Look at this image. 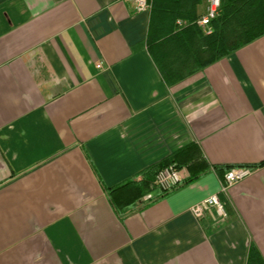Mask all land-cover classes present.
I'll list each match as a JSON object with an SVG mask.
<instances>
[{
    "label": "crops",
    "instance_id": "crops-1",
    "mask_svg": "<svg viewBox=\"0 0 264 264\" xmlns=\"http://www.w3.org/2000/svg\"><path fill=\"white\" fill-rule=\"evenodd\" d=\"M150 10L0 0V264H264V34L168 86ZM189 144L209 170L160 191L146 167ZM225 164L251 173L223 190Z\"/></svg>",
    "mask_w": 264,
    "mask_h": 264
},
{
    "label": "trees",
    "instance_id": "trees-1",
    "mask_svg": "<svg viewBox=\"0 0 264 264\" xmlns=\"http://www.w3.org/2000/svg\"><path fill=\"white\" fill-rule=\"evenodd\" d=\"M199 0H152L149 30L145 40L147 50L168 86L181 81L197 69L225 57L242 45L264 34V0H221L218 16L213 20V31L202 34L193 24L196 4ZM186 23L177 26L176 20ZM193 144L172 152L162 160L149 165L145 171H157L168 164L177 163L182 151ZM264 164V159L254 165ZM230 164L215 165L213 168L225 172ZM209 170L201 161L190 168L187 184ZM131 180L107 188V193L116 206H130L132 197L123 188ZM181 185V186H182ZM167 193V192H166ZM256 255L251 248L249 259Z\"/></svg>",
    "mask_w": 264,
    "mask_h": 264
},
{
    "label": "built area",
    "instance_id": "built-area-1",
    "mask_svg": "<svg viewBox=\"0 0 264 264\" xmlns=\"http://www.w3.org/2000/svg\"><path fill=\"white\" fill-rule=\"evenodd\" d=\"M131 3L135 12H147L151 9L152 0H127ZM203 10L198 13L193 24L201 31L202 34H210L213 31V20L218 16L221 7V0H201ZM186 21L177 19V26H182ZM99 66V65H98ZM251 173V168L244 165L232 166L223 173L222 189L243 179ZM188 173L183 166L168 164L158 169L154 175V183L162 192H170L180 187ZM213 209L217 215L224 217V204L217 194H212L190 207L192 214L198 218L202 217L206 210Z\"/></svg>",
    "mask_w": 264,
    "mask_h": 264
}]
</instances>
